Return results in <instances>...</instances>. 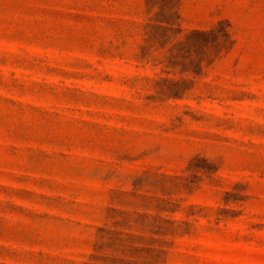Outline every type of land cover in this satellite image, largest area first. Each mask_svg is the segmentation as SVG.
<instances>
[{"label": "rangeland", "instance_id": "1", "mask_svg": "<svg viewBox=\"0 0 264 264\" xmlns=\"http://www.w3.org/2000/svg\"><path fill=\"white\" fill-rule=\"evenodd\" d=\"M0 264H264V0H0Z\"/></svg>", "mask_w": 264, "mask_h": 264}]
</instances>
